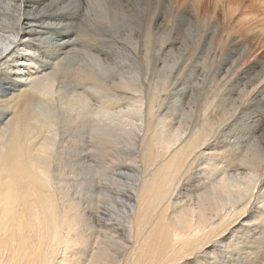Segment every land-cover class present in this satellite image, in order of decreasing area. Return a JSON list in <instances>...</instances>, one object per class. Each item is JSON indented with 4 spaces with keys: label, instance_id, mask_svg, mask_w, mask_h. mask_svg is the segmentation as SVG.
<instances>
[{
    "label": "bare ground",
    "instance_id": "1",
    "mask_svg": "<svg viewBox=\"0 0 264 264\" xmlns=\"http://www.w3.org/2000/svg\"><path fill=\"white\" fill-rule=\"evenodd\" d=\"M160 5L175 16L173 0H0V31L11 30L44 73L28 86L0 68V251L11 253V264H264V211H254L264 189V82L257 80L264 63L258 58L239 71L247 49L230 35L234 52L213 50L219 24L208 21L203 58L227 59L209 78L220 98L215 90L197 113L192 101H173L170 77L153 80L136 61L138 52L152 68L154 54L159 67L166 42L175 58L156 74H172L169 64L189 59L186 40L177 48L178 36L167 38L173 29L154 11ZM146 6L155 12L150 19ZM11 51L0 52V67ZM244 74L253 78L239 89ZM77 89L96 101L115 98V108L143 100L141 132L128 130L120 115H113L118 122L86 115L85 102L71 97ZM128 110L126 118L135 113ZM161 112L186 126L185 137L157 132ZM237 117L240 125L226 134ZM200 148L252 171L251 190L199 175ZM183 181L192 185L185 190ZM93 183L106 206L84 205L94 200Z\"/></svg>",
    "mask_w": 264,
    "mask_h": 264
},
{
    "label": "rangeland",
    "instance_id": "2",
    "mask_svg": "<svg viewBox=\"0 0 264 264\" xmlns=\"http://www.w3.org/2000/svg\"><path fill=\"white\" fill-rule=\"evenodd\" d=\"M173 1L175 3L174 8L176 10L175 16H174V14L171 15V13L169 12L170 9L164 5H160L159 8L154 9V11L157 12L156 13L157 15H159L161 13H163V15H165L164 19H160L161 21L164 20V26H165V24H167V25L169 24L168 27H170V25H172L171 29H173V30L167 36V38L173 39L174 37L178 36L177 37L178 43H177V45H175V47L177 46V48H178L179 47L178 45H182V42L184 40H186L187 46L189 47L188 51L186 52V57H189V59L186 58L187 59L186 61L189 63L187 64L184 59L179 60L180 62L177 60V63L174 64V67L172 69H171L172 64H169L170 67L167 69V71L169 72L170 70H172V71L174 70L173 73H175V74L177 73L178 74V75L176 74L177 76L173 73L172 74H166L165 73L164 75L160 74L161 76L156 74V72L158 73L159 67H161V65L163 63H165V62L167 63L169 61H171V63H172L174 61L175 57L172 58L174 56V53L171 51L169 46L166 45L167 42H166V44L164 43V45L162 46V48H161L162 53L158 57V61H157L158 64L156 63L157 66H159V67H156L155 63H153L152 58H154V54L149 58V63H148V64H151L152 68L150 67V65L147 66V62L144 60L143 56L140 55L138 52H136V54H137L136 61L139 63L138 66H141V69L139 70L140 73H142V70L145 71V70L150 69L149 70L150 75H152V76H149V77L152 78L153 80H155L156 78H157V80H159V79L162 80L163 79L162 76L167 77V78L170 77V80L168 81L167 85H169L170 89H172V87H174L176 85L174 92L176 90H178L177 91L178 94H177V92H175V95H172L173 101H175V100L177 101L178 99H180V103H184V105H183L184 107L187 106V104L189 105L190 102L192 101L193 104L195 103L194 107L198 106L195 108V112L196 111L197 112H204V110H202V109L204 107H207V106H208V108L210 107L209 101H211V99H209V98H213L214 94L216 93L215 90L218 92V97H219V91H220L219 90L220 87H217V85H216V88H212V89L210 88V86L213 83L210 84L209 78L211 76L213 77L214 71L215 70L218 71L219 66H222L225 62H227V59H225L224 57H222L220 59V62L218 61L219 59H217L218 57L215 59H211L212 63H210L209 61L208 62L205 61V59L203 58V55L205 53L206 43L208 41L210 43V38H211V34L208 31H206L207 27H211L210 22L215 24L218 21L219 29L215 34V39L212 41L214 43V45L212 47L213 50L215 48H216V50H217V48H218V50H221V48H223L224 50L227 49V50L234 52L233 48H236L237 46H234L233 43H228L225 41V38L229 37L230 35L236 36L237 39L235 40V42H237L238 44L241 43L238 46V48L245 47L247 49L245 55H243L241 58L242 60L240 59V61H239V64H238L239 67L237 68L239 71H241L242 69L248 68L249 65H252V63L258 58L261 59V63H264L263 62L264 61V9H263L264 8V2H263L264 0H257V2H256V0H239V1H236L235 3H233V0H173ZM253 5H254V7H250ZM188 6H189V8H188ZM260 6H262V7H260ZM164 8L166 9V11ZM152 10H153V8L148 9V7L146 6L144 8V13L142 15L146 16L147 18L150 19L152 17V15L155 13ZM185 11H189L192 14L196 13L197 17H198L197 21L194 20L195 18L191 20L190 19L191 16H188L187 18H184L185 21L182 22L181 21L182 17H183L182 15ZM173 18H175V22H174ZM168 20H171V24L167 23ZM187 21H188V23H187ZM201 21H202V24L200 25ZM206 21H207V23H206ZM208 21H210V22L208 23ZM153 23H155V20L152 21V24ZM153 27H155V26H153ZM144 31H146L145 27H144L142 32H144ZM166 31H168V30H166ZM204 34L206 37L204 36ZM190 37H192V38L189 39ZM155 39H156V37H155ZM155 39H153V40H155ZM163 40L169 41V43H171L174 39L172 41L168 40V39H163ZM192 42H194V43H192ZM76 43L79 46L86 45L87 48H90L92 42H90L89 40L79 39ZM241 45H242V47H241ZM196 47H198V48L195 52ZM177 48H174L175 49L174 52H176ZM9 50H12V51L8 54V56H7L8 58L6 57L7 62H5V64L1 65L0 68L2 70L10 71L12 73V75H13L12 77L14 79H16L17 81L24 83L25 85H28V86H30V84L34 81L41 80V78L44 76L43 75L44 73L42 71H40V69L37 66H35L34 60L32 59V56L34 55L33 51L26 48L23 44H21L20 41H17V37L14 35V33L11 30L2 29L0 31V52H8ZM152 50H153V48H152ZM152 52L155 53L154 50ZM159 60L162 63H160ZM184 64L186 65L187 69L185 68ZM154 65L157 69H155ZM181 65L184 67L185 71L183 70ZM153 69H155V70H153ZM151 72L153 74H156V75H153ZM156 76H158V77H156ZM175 76H176V78L173 79V77H175ZM252 78H253V75L244 74L237 80V82L235 83V86L237 88L240 87L239 89H241V87L243 88L246 85H249ZM257 80L260 83L264 82V76L259 77ZM258 81H257V84H255V86L258 85V83H259ZM196 82H198V83H196ZM209 84H210V86H209ZM255 86H253V85L250 86V88L247 91L249 92ZM52 89L54 91V87ZM71 97L74 100L75 99H82L81 101L85 102L84 103V105H85L84 112L86 113V115H88L90 117L95 118V117L99 116L98 114H103V116L105 118L107 116V118L110 122L113 120H114V122H118L119 119L116 118L118 120L117 121L116 119H114L113 115H120L119 118H122L121 120H124V119L126 120L125 123H127L126 127L127 126L129 127V128L127 127L128 130H132V131L135 130L139 133L142 130L143 118H144V114H145V110H144L145 107H144L143 100L133 101V102L130 101L129 103L126 102L127 103L126 105L122 104L124 101H120L122 106L115 108L116 106L115 105L113 106V104H112V102L116 101V99L114 97H113L114 98L113 100H112V98L106 97L104 100L99 99L100 100L99 101L97 99L98 101H96L94 99H90L88 96H84L82 93V89H77L76 91H74L73 94L71 95ZM106 100H109L107 105L110 107H106L105 105L104 106L102 105L105 103H102L101 101L107 102ZM204 102L205 103L208 102V103L205 104ZM199 106L203 107V108H201V110H200ZM131 108L134 109V112H135L134 115H131L129 118L124 117L123 113L128 112L129 111L128 109H131ZM263 110H264V107H263ZM258 112H259V110H258ZM170 113H172V112H170ZM163 115H164V112H161L158 116L157 122L158 121L159 122L157 123V126H158L157 132H159L160 135L168 134L170 137H175V138L179 137L182 139L183 137H185V135L188 132L186 126L183 128H178L176 123L175 124L170 123V120H169L170 117L168 115H164V116ZM240 119L241 118L236 119V122L237 123L240 122L239 121ZM237 123L235 124V126L233 125L232 126L233 129L231 128L230 130H228L226 132V134L231 132L232 130L235 131L234 128H236V126L240 125V123H238V124ZM130 127H132L134 130L130 129ZM132 131H129V133H131ZM199 151H200V157L198 160L199 164H198V168L196 170V172L199 175H201L204 178L210 176L212 179H215L217 181H219V179L222 178V179H225L226 182L232 184V186H234L235 189L239 188V189H242L243 191H245L246 189L251 190L250 188L253 187L252 184H253L254 179H255V176L252 173V171H248L247 169H243V168L229 167V166L225 165V162L222 161L221 157L213 155V152L207 148H200ZM96 172H98V170ZM96 172H93L94 175H96ZM63 174L65 177H67V178L69 177V171L68 172L66 171ZM183 183H184V189L185 190H187L192 185V183L189 181H183ZM93 185H94L93 186L94 200H93V202H89V204H84V205H87V206L92 207V208H97L96 206L98 204H101V205L104 204L106 206V197H102V198L99 197L100 192L98 191V185H100V183H93ZM261 191H259L261 193H259V192L256 193V198L254 201V203L256 204V206L254 207L255 213H259V212L264 211V189H262ZM254 192H256V189H254ZM258 194L261 196L257 197ZM12 260H13V258H12V255L9 251H0V264H11ZM201 260H200L201 262H204L203 259H201ZM220 263H221V261L218 260L217 264H220Z\"/></svg>",
    "mask_w": 264,
    "mask_h": 264
},
{
    "label": "snow or ice",
    "instance_id": "3",
    "mask_svg": "<svg viewBox=\"0 0 264 264\" xmlns=\"http://www.w3.org/2000/svg\"><path fill=\"white\" fill-rule=\"evenodd\" d=\"M198 255V253H193L192 258H195Z\"/></svg>",
    "mask_w": 264,
    "mask_h": 264
}]
</instances>
